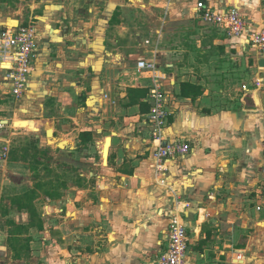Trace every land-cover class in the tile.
Listing matches in <instances>:
<instances>
[{"label": "crops", "instance_id": "obj_1", "mask_svg": "<svg viewBox=\"0 0 264 264\" xmlns=\"http://www.w3.org/2000/svg\"><path fill=\"white\" fill-rule=\"evenodd\" d=\"M199 3L216 11L234 8L252 30L264 28V0H0L1 27L9 23L36 27L39 52L26 90V107L31 109L26 111V123L37 133L45 134L44 150L54 148L59 155H72L89 148L95 143V136L82 145L81 135H94L95 130L86 122L97 114L105 117L114 111L115 117L111 119L119 121L124 115L128 121L111 132L113 137L106 138V144L103 142L105 165L109 160L105 171L109 176L102 182L108 183V191L98 197L99 203L95 205L96 199L92 197V173L74 172L72 166L58 161L55 170L70 168L68 185L55 200L42 197L39 192L35 207L43 230H32L29 212L14 204V200L35 188L29 178L34 171L32 160L10 158L12 142L6 133L14 129L15 122L2 114L6 103L0 99V124L4 126L0 129V154H7L5 161L0 160V218L2 214L11 215L15 206L18 218L13 220V227L20 226L22 235L26 232L23 244L30 248L21 260L14 256L11 261L156 264L153 260H158L168 247L164 232L178 211L184 213L188 231L189 264H264V199L258 197L264 165V69L258 66L260 57L251 63L257 69L256 76L262 77L255 80L261 87H245L240 103L220 111L213 109L209 91L194 71L189 72L188 79L185 77L187 80L159 71L164 29L171 18L189 30L186 37L199 35L200 32L189 29L195 26L199 31L203 27L215 29L216 33L207 36L214 41L209 49L213 52L215 47L214 52L224 53L226 60L248 52L244 39H230L223 28L206 25L199 18ZM154 9H161L158 13L162 29L149 30L152 36L139 45L146 52H127L126 38L133 36L134 31L136 36H142L148 30L130 29L126 21L132 16L131 21L135 22L141 12L153 13ZM218 34L228 40H220ZM208 51L199 52V64L208 60ZM141 61L154 62L157 72L139 71ZM130 62L136 63L135 73ZM2 68L9 66L3 64ZM155 80L169 95L167 110L172 113L164 139L185 142L191 148L188 155L167 161L166 172L160 175L153 169L156 146L147 122ZM185 84L202 94L197 98L182 97ZM11 87L9 83V94ZM42 122H49L55 139L67 141L70 147L61 150L49 146ZM43 147L40 145L39 149ZM16 165H26V187L13 182L20 175L15 172ZM113 193L118 194L114 196L118 197L116 204L110 201ZM44 200L40 209L37 203ZM243 200H247V209ZM6 202H10L8 208L4 207ZM52 203L54 208L50 207ZM254 205L256 208L252 209ZM1 228L0 223V235ZM6 237L0 248L8 251L14 237ZM36 247L40 252L34 251Z\"/></svg>", "mask_w": 264, "mask_h": 264}, {"label": "rangeland", "instance_id": "obj_2", "mask_svg": "<svg viewBox=\"0 0 264 264\" xmlns=\"http://www.w3.org/2000/svg\"><path fill=\"white\" fill-rule=\"evenodd\" d=\"M154 11L155 12L152 13L150 11L145 10L141 12L142 14L141 17L138 18L135 22L131 21L132 16H130V21L128 20L126 21V24L129 26L130 29L131 28H142V29L144 28L148 30L147 34L145 35L142 34V36H136L135 31L134 32L132 31L133 36H128L125 41L127 52L129 53H134L137 51L139 53L146 52V50L141 48L139 45L143 44L142 43L143 40L150 39L152 34H150L149 30H152V29L161 30L162 29L160 28V26L162 25L163 22L159 20V17H161V15L158 13V11H161V9H154ZM183 26L184 25H182L181 22L175 21V18H171V20H169L168 25L164 29V46H163V54L161 55V60L163 62H162V66L159 69V71L163 72L164 74L165 73L166 74H172V73L176 74V76L181 80L184 79L185 77L188 79L191 76L189 75V72L194 71L195 73L194 76L196 77L198 76V78L200 77L199 78L200 81L201 80L204 81V88L209 91V94H210L209 96L211 98L213 109H215V111H220V109L222 108H232L237 103H240V101L245 96V92H244L245 87L250 88L252 85L251 88L255 90L261 87L260 86L261 83L259 84L255 82V80L257 78H262V77L258 75L256 76L257 69L255 65L251 63V62H255L254 58H257L260 56L258 52L254 50L251 46L248 47L249 50L251 51L248 50L247 53H242V55H239V54L235 55L234 59H231L229 57V59L226 60L224 53L221 54L219 53V51L214 52L215 47H213L214 48L213 52L212 50L209 49V46L212 45L214 41L212 42L211 39H209L207 36H210L216 33L217 31L215 29L211 27H206V28L203 27L202 29L204 30L199 31L200 28L198 30V26H195L189 29L200 32L199 35L194 34L189 37H186V34L189 32V30L183 29L184 28ZM218 36L220 40L222 41L227 39V37L224 35L218 34ZM188 42H190L193 45L189 44ZM198 46H201V48L197 49ZM204 49L209 50L208 52H211V53H207L208 60L206 59L207 61L205 63L201 62V64H199L197 60V56L199 52L204 51ZM187 51H189V53H187ZM249 53L251 54L249 55ZM203 64L205 65L202 67L201 65ZM218 66H220V69L218 68ZM130 67H131L132 72L135 73L136 63L130 62ZM225 75L227 77H225ZM217 78L219 79L216 80ZM8 88H9V82H7L6 80V74L2 72L0 69V99L6 103V106L3 109V111L5 112L4 113L0 112V113L5 114L6 116L4 117L11 118L7 120L13 119L15 122V124L13 125L14 129L12 128L10 131L6 133V135L10 137L11 139V142H12L11 148L13 149V152L16 151V153L19 154V157H21L22 150L26 149L24 147L29 146V145L32 146L34 143H36L37 140H39V146L44 145V147L42 148V150H44V148L46 147L45 134H43L42 131L41 133H37L38 130L36 131L35 128L31 127L30 124L26 123V116L27 114H29L28 112L31 110L28 108L29 106L26 107V96L29 97V95H27L28 93L26 94V91H25L22 94V96L18 98L16 97L14 98L12 95L9 94ZM84 102L85 101H83L82 103ZM235 107H239V106H235ZM34 109L38 110L37 107H34ZM113 117H115L114 111L112 114H108L105 117H100L99 114L90 117L88 120V123L86 122V124L88 125V127L91 126L93 127V130H95V133L93 135L95 136V143L91 144L89 148L86 146V149L78 150V152L75 154H72V155L71 154H60L59 155L58 153H56V151L53 150L54 148L52 146H55V145L49 144V146L53 148L52 151L48 152L47 157L41 156L42 157L41 162L48 164L49 165L48 169L45 170L44 167L38 165L41 168L40 169L41 174L39 173L37 174L36 172L32 171L33 174L32 176L29 177L30 180H32V183L34 184V187L36 183L40 181L39 179H41V181L44 184H47L45 187L46 189H53L51 185L53 186L55 185V182L58 179V177H60L61 174L66 175L68 171L70 170V168L73 167L74 172H76L77 170L80 174L89 175L90 173H92L91 178L94 179L92 182L94 183L93 184L94 185L93 187L94 195L92 197L96 199L93 201L95 202L94 204L97 205L99 203L98 197H101L103 192L108 191V186H107L108 183L107 184L102 183V182H105L104 179L108 178L107 176H109L107 174L108 171H105L109 165V160H107V164L105 165V161L102 155V144L106 138L113 137L111 134L112 131L119 130V128L122 125L128 124V121H125L123 118L124 115L120 117L121 120L119 121L118 120L115 121L111 119ZM3 120H6V119H3ZM98 130H101V133H97ZM36 137L38 139H36ZM31 154L34 155V151H32ZM10 156H11L10 158H12V155ZM15 157L18 158V156L16 155ZM153 157L155 158V152L153 154ZM55 158H57V161H55ZM6 159H7V156L6 158H0V160H3V161H5ZM58 161L64 162V164H66L70 168H67L65 170H60V169L55 170L56 169L55 166L58 164ZM71 162L73 163V165L70 164ZM14 169H15L16 174L19 173L20 175L19 177L15 176V179L13 180V182H15L16 184L19 183L20 187L21 186L26 187V169H27L26 165H16ZM153 169L155 171V164H153ZM257 189L258 187L256 188V190ZM41 194L43 197L44 192L41 191ZM113 194L114 195L110 197V201L116 204L118 197L114 198V196H118V194H115V193ZM39 198L40 196L37 199ZM45 200L37 203L40 209L44 207ZM246 201L247 200H243V204H245L244 209H247V206H248V203H246ZM53 203L50 205V207L54 208L56 205ZM105 203H107V201H105ZM9 205H10V202H6L4 204V207L6 206L8 208ZM255 206L256 205L252 206V209L256 208ZM12 207H13L12 211L13 210L14 211L12 212L11 215L6 217L2 214V217L0 218L1 220L0 223L2 224L1 232L3 233L0 235V247L7 240L8 237H6V235L9 234V238L14 237V239H12L13 242L10 243L9 245L8 251H6V249L0 248V264H19L18 263L19 261L17 260L11 261L10 259H13L14 256L19 251L22 255H26V248L24 250H20V246H24L23 244L24 242L26 244V232L23 230L25 234L22 235L21 233L22 229L19 228L20 226L16 225L18 227L17 228L16 226L13 227V225L15 224L13 225L10 224V221H13L18 218L17 212L15 210V206H12ZM118 215L119 214L117 213L116 216ZM20 223H22L21 220H20ZM107 232H111L110 229H108ZM165 233L166 231L164 232V234ZM19 235H21V237ZM106 235L107 234H105V236ZM113 237L114 235L112 234L111 235L112 240H113ZM11 246H14V247L12 248ZM34 251L36 253L40 252L39 249H37V247ZM97 252L100 253L101 250ZM155 259L153 261L156 262L157 258ZM24 261L26 262V256H25ZM33 263L36 264L35 261L32 263L30 262V264H33ZM78 264L80 263L78 262ZM147 264H152V263H147Z\"/></svg>", "mask_w": 264, "mask_h": 264}, {"label": "built area", "instance_id": "obj_3", "mask_svg": "<svg viewBox=\"0 0 264 264\" xmlns=\"http://www.w3.org/2000/svg\"><path fill=\"white\" fill-rule=\"evenodd\" d=\"M197 10L199 18L206 25L223 28L230 39H244L248 46L258 52L260 58H264V28L252 30L251 24L234 8L216 11L204 3H199ZM9 24L0 26V69L5 72L6 80L12 86L10 94L18 98L27 90L29 77L33 71V62L39 48L34 25L10 26ZM3 64H9L11 68L4 69ZM138 70L155 74L157 66L154 62L141 61L138 63ZM150 95L152 107L147 122L151 130L152 141L156 146L155 171L160 175L166 172L167 161L188 155L191 148L185 142H169L164 139V132L169 125L172 113L167 110L169 95L157 80H155ZM3 127L0 124V129ZM6 155L4 151L0 154V158H6ZM262 174L263 181L258 197L264 199V165ZM257 209L261 210V207ZM183 214L177 211L171 217L165 233L168 247L160 255L157 264H189L190 241Z\"/></svg>", "mask_w": 264, "mask_h": 264}, {"label": "trees", "instance_id": "obj_4", "mask_svg": "<svg viewBox=\"0 0 264 264\" xmlns=\"http://www.w3.org/2000/svg\"><path fill=\"white\" fill-rule=\"evenodd\" d=\"M134 93V92H133ZM202 93L200 92L199 89L195 88L194 86L191 85H183L182 86V92L181 96L184 98H197L200 96ZM92 133H83L81 135V140H82V145H85L86 140L90 139L92 141ZM31 151H34V155L31 154ZM50 150H40L39 149V141L37 140L36 143L32 145V148H26L22 150V156L19 157V154L15 152H12V159L20 158L22 161H28V159L32 160V168L34 171L38 174H40V166L44 167L45 170L48 169L49 165L46 163H42V157L41 156H46L48 155V152ZM14 153V154H13ZM17 158V159H18ZM49 159V158H48ZM40 165V166H38ZM66 172V171H65ZM67 174L61 175L58 177V179L55 182V185H51L53 189H46V185L44 184L41 179L40 181L36 183L35 188L29 191H26V193L14 200V204L18 207L20 210H26L30 214V219H31V224L30 227L31 229H37L39 231L43 230V221L42 218L35 207V201L39 197V192L43 191L44 195L52 200H55L56 198H60L61 195V190L65 189L67 187V181H66ZM64 179V180H63ZM10 224H14L13 221H10ZM26 231V230H25ZM12 248L14 246H11ZM26 248V253L29 254V246H20V250H24ZM15 259L21 260L22 259V254L20 251L15 255Z\"/></svg>", "mask_w": 264, "mask_h": 264}, {"label": "water", "instance_id": "obj_5", "mask_svg": "<svg viewBox=\"0 0 264 264\" xmlns=\"http://www.w3.org/2000/svg\"><path fill=\"white\" fill-rule=\"evenodd\" d=\"M257 63L261 69H264V58H259ZM5 123H7V122H5ZM51 136H52V139H55L54 132H52ZM47 137H48L49 144H50L51 137H50L49 132H47ZM55 146L61 150H66L70 147L67 141H60L59 143L55 144Z\"/></svg>", "mask_w": 264, "mask_h": 264}, {"label": "bare ground", "instance_id": "obj_6", "mask_svg": "<svg viewBox=\"0 0 264 264\" xmlns=\"http://www.w3.org/2000/svg\"><path fill=\"white\" fill-rule=\"evenodd\" d=\"M17 25L18 24H11L10 26H17ZM8 66H9V68H11V65L8 64ZM42 125L44 126V130L50 133V137H51L50 145H55V144L59 143L58 139L57 140L56 139H52L51 134L53 132V129H52L51 124L49 122H42ZM52 142L54 144H51ZM105 144H102V154H103V156H106V145Z\"/></svg>", "mask_w": 264, "mask_h": 264}]
</instances>
